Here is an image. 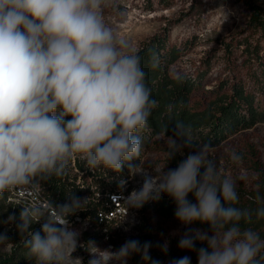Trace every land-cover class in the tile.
Instances as JSON below:
<instances>
[{
  "label": "clouds",
  "instance_id": "obj_1",
  "mask_svg": "<svg viewBox=\"0 0 264 264\" xmlns=\"http://www.w3.org/2000/svg\"><path fill=\"white\" fill-rule=\"evenodd\" d=\"M126 17L121 0H0V196L18 191L28 197L19 204L17 228L34 264H83L73 256L80 233L68 218L87 199L71 192L63 204L33 198L43 182L65 176L76 158L89 169L116 173L125 164L130 173L140 167L131 162L141 156L142 134L159 102L147 81L145 57L115 27ZM148 65L159 67L156 52L149 53ZM172 75L183 82L180 73ZM174 132L167 162L185 148L198 150L175 169L163 171L167 163L155 169L156 176L141 169L142 188L123 201L127 208L167 195L179 222L209 226L189 229L178 242L180 249L196 251L197 264H264V236L252 227L264 221V194L256 193L254 208L240 207L236 181L209 155L213 146L197 143L182 121ZM230 159L239 164L243 157L233 150ZM125 184L119 182L121 190ZM42 218L41 230L30 231ZM15 220L9 215L6 223ZM197 241L206 246L197 248ZM9 243L0 233V245ZM89 245L95 258L88 264H126L133 254L160 264L149 255L151 242L128 240L114 251ZM160 247L167 253V243ZM169 264H191V258Z\"/></svg>",
  "mask_w": 264,
  "mask_h": 264
},
{
  "label": "rangeland",
  "instance_id": "obj_2",
  "mask_svg": "<svg viewBox=\"0 0 264 264\" xmlns=\"http://www.w3.org/2000/svg\"><path fill=\"white\" fill-rule=\"evenodd\" d=\"M264 12V0H254ZM127 8V17L123 21H115V27L121 36L139 48L140 44L152 36H166L168 45L180 48V56L171 65L172 73H185L196 77L204 73L201 86L194 90L189 105L194 111H201L224 93H230L233 84L242 82L247 90L255 89L257 81L261 82V68L264 66V37L251 32L247 26L250 13L248 7L237 0H121ZM258 40L260 63L247 58V54L256 46ZM251 43L245 48L246 42ZM254 50V48H253ZM143 155L137 167L130 173L128 183L124 186L126 198L139 191L144 182L145 169L148 175L156 176L155 169L163 171L175 169L179 162L193 151L195 147L183 149V154L167 162L168 136L158 134L151 139L149 145L143 147ZM236 151L243 159L235 164L230 159V152ZM209 155L216 159L224 175L234 179L237 185L247 190L258 187L259 175L264 171V123H257L252 128L239 131L219 145L212 147ZM135 172H138L134 174ZM260 174V173H259ZM135 210L138 222H131V215L116 218L114 227L118 229L114 241L98 235V228L83 222L70 223L80 233L79 245L73 253L80 257L83 264L95 258L90 250L91 244L99 250H116L128 240L151 242L149 255L160 264H169L173 257L191 256L195 251L182 250L178 242L189 229H200L192 225H184L175 217H161L151 210ZM136 221V220H135ZM128 222V223H127ZM131 223V224H130ZM129 224V225H128ZM133 225V226H132ZM86 230L87 240L83 235ZM202 230V229H200ZM206 231V230H202ZM209 234H211L209 232ZM167 243L168 251L161 250ZM9 244L0 245V250L7 251ZM79 248V249H78ZM76 254V255H75ZM109 264H116L110 261ZM126 264H151L144 261L140 254H133Z\"/></svg>",
  "mask_w": 264,
  "mask_h": 264
},
{
  "label": "trees",
  "instance_id": "obj_3",
  "mask_svg": "<svg viewBox=\"0 0 264 264\" xmlns=\"http://www.w3.org/2000/svg\"><path fill=\"white\" fill-rule=\"evenodd\" d=\"M237 1L248 7L250 17L247 26L251 32L264 37V12L260 5L256 4L254 0ZM256 42V46L252 49L250 48L251 43H245V48L251 49L247 58L261 65L258 40ZM138 49L141 55L145 57L144 67L147 71L148 84L152 89V96L159 102V106L153 111L149 119L148 128L142 134L143 147L149 145L151 139L158 134L174 136L177 121H182L191 126L193 138L197 143H208L213 147L239 131L252 128L257 123H264V66L260 70L261 82L257 81L255 89L247 90L242 82L233 84L230 87V93L218 96L205 109L194 111L189 105L190 97L192 92L201 86V78L204 73H199L196 77L180 73L184 79L183 82L178 83L173 78L170 67L180 56V48L175 45H168L165 35L148 38L140 44ZM153 51L159 57V67L156 69H152L148 65V55ZM142 155L143 150L139 160H134L131 163L138 165ZM74 167L78 171H82L79 182H77V173L70 166L65 176L53 177L41 184V197L46 201L52 200L56 204L66 203L70 192L81 200L87 199L84 209L71 215L68 218L69 222H73L75 217H78L81 222H87L88 225L99 226L103 224L105 230L102 231L99 227L98 235L113 242L112 238H116L119 233L118 229L114 227L115 222L113 219L106 222L101 215L104 211L109 210L108 208L115 206L108 195L124 191V189H120L119 182L124 180L126 184L128 183L130 175L128 165L125 164L123 170L116 173L103 167L89 169L82 160L76 158ZM259 173L256 189L247 190L241 185H237L240 207L254 208L256 206L254 203L256 193L264 194V171ZM8 197V192L0 196V233H6L10 242L7 251L0 250V264H34V261L26 259L27 250L23 245L25 237L17 228L21 207L9 201ZM189 199L195 202L191 194ZM175 207L173 200L162 194L160 199L149 200L139 209L141 211L151 210L161 217L169 218L175 217ZM9 215L16 216V220L10 224L6 223ZM44 222L43 218L39 222H34L29 230L40 231ZM193 225L209 231L207 224L197 222ZM252 227L261 231L262 236H264V221L254 223ZM83 235L87 240L96 238L94 235L89 236L86 230L83 231ZM202 246H206V243L202 244L197 241L196 247ZM174 258L177 257L172 259ZM191 264H197L196 251L191 256Z\"/></svg>",
  "mask_w": 264,
  "mask_h": 264
},
{
  "label": "bare ground",
  "instance_id": "obj_4",
  "mask_svg": "<svg viewBox=\"0 0 264 264\" xmlns=\"http://www.w3.org/2000/svg\"><path fill=\"white\" fill-rule=\"evenodd\" d=\"M74 162H75V159H74ZM41 187L39 188L36 196H34L33 198H39V199H43L41 197ZM9 193V201H12L16 206L18 207H21L22 208V205H19L22 201L28 199V197L26 196V194L24 193H21V192H18V191H14V192H8ZM126 195H127V191L124 189V191H122V196H121V212L117 215V217H121V216H124L125 214H128V215H131L130 217V221L131 222H138V220L135 218V210L133 208H127L126 204L123 202L125 199H126ZM45 200V199H43ZM46 201V200H45ZM109 210L107 211H104V213H102L101 217L106 220L107 222V216H105V214H110V208H108ZM116 217V218H117ZM136 220V221H135ZM80 222L79 218L76 217L74 219L73 222L71 223H74V222ZM114 222L116 224V219H114ZM83 223H86L88 224L87 222H83ZM128 223V222H127ZM131 224V223H130ZM129 225V224H128ZM133 226V225H132ZM96 228H99L101 227V230L104 231L105 229L103 228V224L99 225V226H95ZM79 249V248H78ZM76 255V254H75Z\"/></svg>",
  "mask_w": 264,
  "mask_h": 264
},
{
  "label": "built area",
  "instance_id": "obj_5",
  "mask_svg": "<svg viewBox=\"0 0 264 264\" xmlns=\"http://www.w3.org/2000/svg\"><path fill=\"white\" fill-rule=\"evenodd\" d=\"M71 167H73V171H75L78 175L77 182H79V177L82 174V171H78L76 167H74V159L71 163ZM124 189V188H123ZM111 201L114 203V207H110V214H105L107 216V220L109 219H116L117 215L121 212V192H115L108 195ZM76 218V217H75ZM104 227V226H103Z\"/></svg>",
  "mask_w": 264,
  "mask_h": 264
}]
</instances>
